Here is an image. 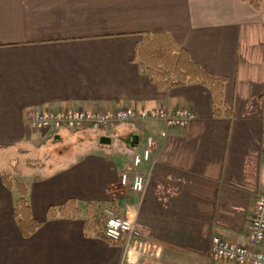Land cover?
Segmentation results:
<instances>
[{"label":"crops","instance_id":"1","mask_svg":"<svg viewBox=\"0 0 264 264\" xmlns=\"http://www.w3.org/2000/svg\"><path fill=\"white\" fill-rule=\"evenodd\" d=\"M154 32L225 78L231 117L213 114L197 81L155 84L136 52ZM123 107L194 116L164 137L155 119L76 131L28 124L34 110ZM148 138L156 144L138 167L145 186L137 193L119 178ZM0 150V264H244L213 255L211 240L249 244L264 195L262 9L245 0H0ZM3 172L25 184L40 222L28 237ZM67 200L79 215L46 217ZM87 203L129 217L140 236L110 242L86 231Z\"/></svg>","mask_w":264,"mask_h":264},{"label":"built area","instance_id":"2","mask_svg":"<svg viewBox=\"0 0 264 264\" xmlns=\"http://www.w3.org/2000/svg\"><path fill=\"white\" fill-rule=\"evenodd\" d=\"M194 114L188 108H136L123 107L114 110H89L83 108H69L63 110L46 109L34 110L28 116V124L31 127L45 130L58 131L61 129L99 130L122 122L136 119H155L164 125L159 134L164 137L167 129L171 127H183ZM156 139H146L144 145L132 154L133 171L122 172L119 181L122 185L129 184L131 190L141 193L145 186V176L138 170L143 162L151 158L155 148ZM104 216L103 234L110 242H117L126 236H140V230L127 216L117 215L110 207L102 210ZM249 244L241 245L226 241L218 236L211 240L213 255L244 264H264V195L261 196L250 220Z\"/></svg>","mask_w":264,"mask_h":264},{"label":"trees","instance_id":"3","mask_svg":"<svg viewBox=\"0 0 264 264\" xmlns=\"http://www.w3.org/2000/svg\"><path fill=\"white\" fill-rule=\"evenodd\" d=\"M254 8H260L264 16V0H245ZM137 55L143 67L156 85H165L170 78H175L176 83L186 84L199 82L212 97L213 114L216 116L231 117L232 111L226 107L223 101V87L225 78L208 74L195 61L191 60L185 49L177 45L174 39L165 32L146 33L141 43L137 45ZM4 184L17 190V197L12 207L13 217L16 219L21 234L30 236L40 225V222L32 216L27 189L23 182L13 180L11 172H3ZM81 213L73 200H67L62 206H50L46 217L52 218L57 214L65 216H77ZM86 217L83 227L86 231H92L97 236L105 238L103 234L104 216L102 210L92 203L85 206Z\"/></svg>","mask_w":264,"mask_h":264},{"label":"rangeland","instance_id":"4","mask_svg":"<svg viewBox=\"0 0 264 264\" xmlns=\"http://www.w3.org/2000/svg\"><path fill=\"white\" fill-rule=\"evenodd\" d=\"M4 157H5L4 152L0 150V167H1V166H2V167H3V166H7V164H5ZM13 170H14V172H17V171H16V167H14V166H13ZM14 174H15V173H13V176H14ZM25 178H27V177H25Z\"/></svg>","mask_w":264,"mask_h":264},{"label":"water","instance_id":"5","mask_svg":"<svg viewBox=\"0 0 264 264\" xmlns=\"http://www.w3.org/2000/svg\"><path fill=\"white\" fill-rule=\"evenodd\" d=\"M104 139L108 141V139H107V138H104Z\"/></svg>","mask_w":264,"mask_h":264}]
</instances>
